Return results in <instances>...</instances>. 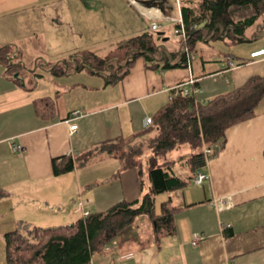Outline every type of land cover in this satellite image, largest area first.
I'll return each instance as SVG.
<instances>
[{"label": "crops", "instance_id": "obj_1", "mask_svg": "<svg viewBox=\"0 0 264 264\" xmlns=\"http://www.w3.org/2000/svg\"><path fill=\"white\" fill-rule=\"evenodd\" d=\"M167 16L178 17L175 0H0V49L12 47L15 64L21 66L14 78L0 65V190L8 195L0 201V264L6 260L3 236L19 226L68 225L84 211L100 213L121 201L134 202L147 187L142 181V190L137 170L120 171L119 162L108 156L57 177L53 159H76L107 141L142 132L145 118H152L170 101L171 92L191 79L197 84V101L205 102L252 76H264V57L250 58L260 47L244 57L233 52L213 59L206 56L211 37L199 43L186 67L177 66L180 50L169 49L165 33L178 27L165 22ZM33 22L43 28L41 44L52 43L55 63L82 51L103 57L132 37L153 33L154 22L162 30L157 48L173 54L171 67L139 58L113 85L87 70L52 77L50 83L32 81L39 68L50 71L49 59L36 53L30 61L33 77L22 73L28 67L22 58L31 44H38L30 32ZM262 36L255 39L260 46ZM219 41L228 44L224 37ZM231 61L236 68L229 67ZM40 98L56 101L54 119L35 114L33 101ZM74 111L81 115L74 121L77 130L69 134L65 121ZM263 144L264 98L254 118L227 130L222 148L206 164L203 185L163 194L164 200L170 197L186 208L175 215V234L162 239L159 251L151 222L141 216L108 244L110 255L97 264H142L147 255L149 264H264ZM225 199L228 205L219 207L217 202ZM80 202L88 203L82 211ZM195 236L201 237L197 246L192 245Z\"/></svg>", "mask_w": 264, "mask_h": 264}, {"label": "trees", "instance_id": "obj_2", "mask_svg": "<svg viewBox=\"0 0 264 264\" xmlns=\"http://www.w3.org/2000/svg\"><path fill=\"white\" fill-rule=\"evenodd\" d=\"M181 15L186 41L179 42L180 67H186L187 63L182 49L192 56L199 43L208 37L212 41L224 37L229 45H237L264 34L261 0H183ZM158 39L152 33H143L103 57L82 51L50 64L49 72L56 78L87 70L103 78L105 85H113L139 58L146 62L160 60L162 68H170L169 57L173 54L158 49ZM17 60L12 47L0 49V65L11 76L21 68L15 64ZM13 80L19 83V79ZM195 88L196 83L186 96L181 90L171 92L170 101L153 115L152 125L142 132L128 139L107 141L76 159L66 156L53 159L52 174L57 177L85 166L97 156H108L119 162L120 171L137 170L142 190L140 175L144 171L147 187L134 202H118L104 212L88 213L68 225L19 226L3 236L5 264H90L96 253L141 216L151 222L155 249L159 251L162 239L175 234V215L186 207L175 205L170 197L157 204V197L190 186L196 172L206 166L204 149L212 151V159L222 148L227 130L255 117L264 98V76H252L240 87L205 102L197 101ZM33 109L45 121L57 115L56 101L50 98L34 100ZM180 165L186 172L183 176L175 173ZM7 197L0 190V201Z\"/></svg>", "mask_w": 264, "mask_h": 264}, {"label": "rangeland", "instance_id": "obj_3", "mask_svg": "<svg viewBox=\"0 0 264 264\" xmlns=\"http://www.w3.org/2000/svg\"><path fill=\"white\" fill-rule=\"evenodd\" d=\"M168 24V23H166ZM170 25V24H169ZM173 25V24H172ZM42 27L37 24L36 22H33V24L31 25V28H30V32H31V36H32V40H33V37H35L34 39H37L38 41V44L37 43H34V44H31V49L28 50L27 54H25L26 56H24V62L28 65V67H25L27 71H23V68H22V73L23 74H27L28 76H32V73H34L33 71H35L34 69V63L32 64L31 61V58L34 54L36 53H44L45 57H47L50 61V64H53L55 63L54 61L56 60H51L50 59V55H51V51H55L54 48H51L52 47V43L50 41L47 42V44L42 41V44H41V39H40V31H42ZM47 29H49V27H47ZM28 32V30H26ZM162 30H158L156 32H153L152 34L154 36H156L158 33H161ZM252 32L251 31H248V35H250V33ZM50 33H46V35H49ZM30 36V34H29ZM30 36V37H31ZM165 38L169 40V49L172 51V52H178L179 51V47H180V39L178 37V31L176 32V29L174 27H172L170 29V32H166L165 33ZM32 42V41H31ZM33 43V42H32ZM260 47V42L259 40H251V42H248V43H241V44H237V45H228L226 43H223L219 40L217 41H212L210 42L209 44V53L206 55V56H211L213 57V59H221L225 54H228V53H235L237 56H240V57H244L243 55H248L250 51L254 50V49H257ZM58 50V49H57ZM57 53L59 54L60 51L58 50ZM68 57L66 56H63V58H59V59H67ZM73 60V59H72ZM57 63V62H56ZM49 64V65H50ZM30 66V67H29ZM47 67L50 69L51 68V65ZM31 71V72H30ZM30 72V73H28ZM37 76V77H36ZM36 78L34 77V79L32 78V81L35 80L36 82L37 81H40L42 83H45V82H49V79L52 78L50 72L48 73V70L46 69H42V68H39L36 72ZM41 83V84H42ZM154 134H152L151 136H153ZM149 136V137H151ZM186 173L184 168L180 165V166H177L175 168V173L177 175H180V173ZM140 179L141 181L145 182V184L147 185V178H146V175H145V172L143 171L140 175ZM193 187L190 186L189 189H192ZM164 195H160L158 198H157V203H159L161 200H164L165 198L163 197ZM107 255L109 256L110 255V252H98L94 255V260H93V264H97L98 261H102L103 260V257ZM151 255H147L145 258H146V261H144L142 264H149V262H151V259H150ZM117 264V263H116ZM124 264H137V262H127V263H124ZM140 264V263H139Z\"/></svg>", "mask_w": 264, "mask_h": 264}, {"label": "built area", "instance_id": "obj_4", "mask_svg": "<svg viewBox=\"0 0 264 264\" xmlns=\"http://www.w3.org/2000/svg\"><path fill=\"white\" fill-rule=\"evenodd\" d=\"M176 1V6H177V10H178V17H170V16H167L164 18L165 22H168L169 24H175V25H178L179 26V30H178V35H179V39L182 43L185 42V33H184V29H183V21H182V15H181V5H180V0H175ZM263 3H264V0H261ZM159 29V26L158 24L152 22L150 24V30L152 32H156L157 30ZM182 52L184 53L185 52V49L183 48L182 49ZM260 57H264V34L262 36V43H261V46L258 50L252 52L250 54V58L251 59H256V58H260ZM186 58H187V65H188V62L191 58L190 55H186ZM229 67L230 68H236L237 67V64H235L234 62H229ZM195 84V81L194 80H189V82H187L184 86H180L176 89V91L178 90H181L182 91V94L183 95H189L190 92H191V87ZM195 93L197 92V89L195 88L193 90ZM80 112L78 111H74L71 113L70 115V118H68L65 123L68 125V131H69V134H73L76 130H77V125L76 123L74 122L77 118L80 117ZM152 125V118L148 117V118H145L144 120V128H148ZM13 150L14 151H20L21 148L19 147H13ZM204 153V157H205V160H206V164L207 162L210 160L211 158V155H212V151L210 149H204L203 151ZM206 166L204 168H202L201 170L197 171L193 180L191 181V184L193 186H201L203 185V183L208 179V174L205 170ZM88 203L87 202H80L78 204V210H81L83 209V205H87ZM217 205L219 207H225L228 205V200H222V201H219L217 202ZM84 216L87 215L88 213L87 212H83ZM201 240V237H198V236H195L192 240V245L194 246H197L199 241ZM110 250V246L109 245H106L102 251L104 252H108ZM90 264H93V261L91 260L90 261ZM99 264H109V263H99Z\"/></svg>", "mask_w": 264, "mask_h": 264}, {"label": "bare ground", "instance_id": "obj_5", "mask_svg": "<svg viewBox=\"0 0 264 264\" xmlns=\"http://www.w3.org/2000/svg\"><path fill=\"white\" fill-rule=\"evenodd\" d=\"M183 29H184V27H183ZM184 33H185V31H184ZM185 41H186V36H185ZM184 54H185V55H189L188 52H187V49H185Z\"/></svg>", "mask_w": 264, "mask_h": 264}, {"label": "water", "instance_id": "obj_6", "mask_svg": "<svg viewBox=\"0 0 264 264\" xmlns=\"http://www.w3.org/2000/svg\"><path fill=\"white\" fill-rule=\"evenodd\" d=\"M161 33H158V35H160ZM31 72V71H30ZM18 75H19V73H15L14 74V78H18Z\"/></svg>", "mask_w": 264, "mask_h": 264}]
</instances>
